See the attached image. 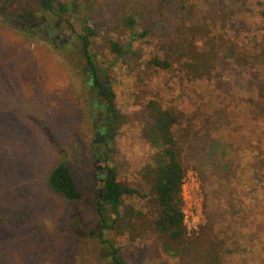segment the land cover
Returning a JSON list of instances; mask_svg holds the SVG:
<instances>
[{
    "label": "rangeland",
    "instance_id": "1",
    "mask_svg": "<svg viewBox=\"0 0 264 264\" xmlns=\"http://www.w3.org/2000/svg\"><path fill=\"white\" fill-rule=\"evenodd\" d=\"M22 1L0 0V264H114L99 243L101 222L93 201L104 167H114L118 180L138 191L124 196V202L143 213V218L134 219L136 229L104 235L120 247L122 260L179 264L150 229L152 207L148 198L140 197L148 185L139 171L152 154L141 133L150 121L145 107L149 100L174 107L180 117L183 109L199 112L192 140L183 143L189 236L206 221L195 165L211 140L235 136L234 128L241 133L243 149L237 157L242 168L236 177L212 185L222 191L224 214L218 228L231 235L222 264H264V102L250 86L255 77L264 82V58L255 64V76L249 67L229 64L213 71L211 79L187 81L178 70L173 74L148 64L160 36L152 27L148 35L134 40L135 55L115 61L107 42L128 39L130 31L115 23L131 2L100 7L98 16L104 15L110 28L103 27L89 49L104 67L120 115L110 142L100 144L91 115L107 101L98 95L99 89L92 92L85 86L89 76L85 63L76 58L82 47L71 20L62 16L61 34L53 41L35 22L44 13L52 26L59 15L45 11L40 0ZM257 1L226 3L235 9L226 31L237 53L264 49L256 30ZM27 13L33 14V21L25 19ZM143 27L148 28L146 21L136 25V32ZM68 35V44L59 46L58 40ZM106 148L112 149L108 161L103 156ZM60 160L69 167L81 200L68 202L45 185L44 173Z\"/></svg>",
    "mask_w": 264,
    "mask_h": 264
},
{
    "label": "trees",
    "instance_id": "2",
    "mask_svg": "<svg viewBox=\"0 0 264 264\" xmlns=\"http://www.w3.org/2000/svg\"><path fill=\"white\" fill-rule=\"evenodd\" d=\"M129 1L130 7L123 15H119V20L115 23V26H125L130 31L128 39L121 42L112 38L107 42L115 61L135 55L134 40L148 35L150 29L155 27L160 36L148 59V64L155 70L171 71L173 74L178 70L183 74V79L194 81L211 79L213 71L235 64L249 67L255 76L252 70L255 69V64L264 58V49L237 53V45L230 41L226 31L227 19L232 18L235 10L226 3L242 4L248 0ZM114 2L126 4V0H40L45 11L59 15L60 19L66 15V20H71L82 47L81 54L76 58L84 62L85 66H90L94 73L95 68L102 73L104 67L97 62L96 54L90 53V43L103 27L110 28L106 17L98 16L97 11L100 7H108ZM256 6L259 15L256 30L264 40V0L257 1ZM143 21L148 23V28L143 27L140 32H136V25L142 24ZM105 77L108 80L107 76ZM256 79H253L250 86L256 88L258 98L264 102V82ZM89 81L93 82V86ZM85 86L94 92L100 88V83L93 78L88 80ZM220 86L221 83H217V87ZM105 96L106 115L115 129L120 115L110 87ZM145 107L149 112L150 121L142 128L141 133L150 144L152 154L139 174L148 185V192L140 194V197L148 198L152 207L150 229L160 238L164 251L178 258L179 264H222L223 252L227 250L231 235L218 228L224 214L219 195L222 191L212 185L213 182H218V179L229 180L231 176H237L236 171L239 167L242 168L243 163L237 157L243 149V137H239L241 133L234 128L235 136L211 140L195 165L203 188V212L206 221L199 227L197 234L189 236L184 222L183 184L186 166L183 159V143L192 140L194 120L199 112L197 109L192 112L183 109V117H180L174 107H163L156 100L147 101ZM221 115L218 111V116ZM109 142L110 140L106 139L105 143ZM109 152H112V149L106 148L103 151L106 161L110 158ZM100 176L103 183L93 190V201L101 222L97 233L99 243L106 248L114 264H128L121 258L120 247L104 235L136 229L134 219L143 218L142 210L127 205L124 196L138 194V191L123 185L118 180L114 167H108V172L103 171ZM43 181L54 194L68 202L82 199L65 161L60 160L52 165L44 173Z\"/></svg>",
    "mask_w": 264,
    "mask_h": 264
},
{
    "label": "flooded vegetation",
    "instance_id": "3",
    "mask_svg": "<svg viewBox=\"0 0 264 264\" xmlns=\"http://www.w3.org/2000/svg\"><path fill=\"white\" fill-rule=\"evenodd\" d=\"M25 1L26 0L22 1V4H24ZM22 4H21V7L23 6ZM25 16L28 21L34 20V16L32 13H27ZM35 25H36V29H38L40 33L44 34L47 38L53 41L56 40L61 34V19L60 18H57L56 21L51 26L47 16L44 13H41L39 20L35 22ZM68 40H69V35L66 38L59 39L58 45L66 46L69 42ZM85 68L87 69L89 80H93V78H96L99 81L100 88H99L98 95L107 101L105 94L108 93V91H104V84L102 83L103 73H101L100 70L96 68L94 70L95 71L94 73L92 69L90 68V66L88 65L85 66ZM89 83L90 85L93 86L92 81H89ZM108 87H109V84L107 85V88ZM106 106H107V103L106 104L102 103L99 106L94 107L95 116L93 114L91 115V122H92V126L94 129V136L96 138L95 140L98 141L100 144L105 143L106 139H108V136H109V126L108 125L111 124L108 121V118L106 115ZM113 131H114V127H113ZM104 168H105L104 171L108 172L107 167H104ZM106 257H109V255L106 254Z\"/></svg>",
    "mask_w": 264,
    "mask_h": 264
},
{
    "label": "water",
    "instance_id": "4",
    "mask_svg": "<svg viewBox=\"0 0 264 264\" xmlns=\"http://www.w3.org/2000/svg\"><path fill=\"white\" fill-rule=\"evenodd\" d=\"M102 83L104 84V91H108L107 85L109 84L108 80L106 79V77L103 75L102 77ZM106 86V87H105ZM109 136L108 139H112L113 137V125L109 124Z\"/></svg>",
    "mask_w": 264,
    "mask_h": 264
},
{
    "label": "built area",
    "instance_id": "5",
    "mask_svg": "<svg viewBox=\"0 0 264 264\" xmlns=\"http://www.w3.org/2000/svg\"><path fill=\"white\" fill-rule=\"evenodd\" d=\"M184 185V184H183ZM184 194V193H183ZM185 201V200H184ZM184 222H185V225H186V220H185V212H184ZM187 226V225H186ZM188 229V227H187Z\"/></svg>",
    "mask_w": 264,
    "mask_h": 264
}]
</instances>
